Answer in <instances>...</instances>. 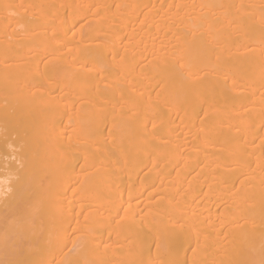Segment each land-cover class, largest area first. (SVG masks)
<instances>
[{
	"label": "bare ground",
	"instance_id": "obj_1",
	"mask_svg": "<svg viewBox=\"0 0 264 264\" xmlns=\"http://www.w3.org/2000/svg\"><path fill=\"white\" fill-rule=\"evenodd\" d=\"M262 260L264 0H0V264Z\"/></svg>",
	"mask_w": 264,
	"mask_h": 264
},
{
	"label": "snow or ice",
	"instance_id": "obj_2",
	"mask_svg": "<svg viewBox=\"0 0 264 264\" xmlns=\"http://www.w3.org/2000/svg\"><path fill=\"white\" fill-rule=\"evenodd\" d=\"M8 148H12V145L9 144V145H8ZM261 264H264V260L261 261Z\"/></svg>",
	"mask_w": 264,
	"mask_h": 264
}]
</instances>
